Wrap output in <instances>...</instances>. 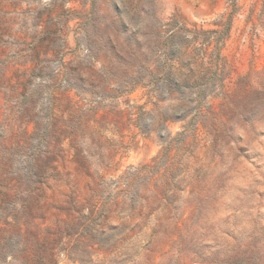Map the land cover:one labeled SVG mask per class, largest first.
Returning a JSON list of instances; mask_svg holds the SVG:
<instances>
[{"label": "rangeland", "instance_id": "374dc122", "mask_svg": "<svg viewBox=\"0 0 264 264\" xmlns=\"http://www.w3.org/2000/svg\"><path fill=\"white\" fill-rule=\"evenodd\" d=\"M46 239L264 264V0H0V264Z\"/></svg>", "mask_w": 264, "mask_h": 264}, {"label": "trees", "instance_id": "16d2710c", "mask_svg": "<svg viewBox=\"0 0 264 264\" xmlns=\"http://www.w3.org/2000/svg\"><path fill=\"white\" fill-rule=\"evenodd\" d=\"M72 219V218H71ZM75 218L73 217L72 220ZM46 242L50 244V246H46L41 253L37 254H28L27 262L30 261L31 263L34 262L35 264H58V254L54 251L55 243L51 241V243L46 239ZM39 256V257H38Z\"/></svg>", "mask_w": 264, "mask_h": 264}]
</instances>
